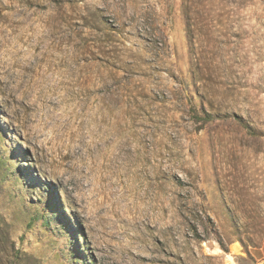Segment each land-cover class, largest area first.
<instances>
[{
    "label": "rangeland",
    "instance_id": "1",
    "mask_svg": "<svg viewBox=\"0 0 264 264\" xmlns=\"http://www.w3.org/2000/svg\"><path fill=\"white\" fill-rule=\"evenodd\" d=\"M0 264H264V0H0Z\"/></svg>",
    "mask_w": 264,
    "mask_h": 264
},
{
    "label": "bare ground",
    "instance_id": "2",
    "mask_svg": "<svg viewBox=\"0 0 264 264\" xmlns=\"http://www.w3.org/2000/svg\"><path fill=\"white\" fill-rule=\"evenodd\" d=\"M234 182H241L242 185L238 188V191L241 192V193H245V194H248V188L246 187L245 184H243V181L245 182H251V180H233ZM236 189V188H235Z\"/></svg>",
    "mask_w": 264,
    "mask_h": 264
}]
</instances>
